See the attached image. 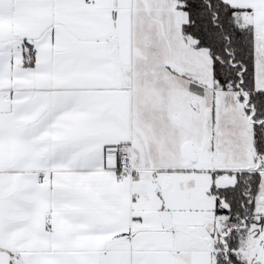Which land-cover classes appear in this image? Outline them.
I'll return each mask as SVG.
<instances>
[{
    "label": "snow or ice",
    "instance_id": "6c2138e0",
    "mask_svg": "<svg viewBox=\"0 0 264 264\" xmlns=\"http://www.w3.org/2000/svg\"><path fill=\"white\" fill-rule=\"evenodd\" d=\"M0 264H264V0H0Z\"/></svg>",
    "mask_w": 264,
    "mask_h": 264
}]
</instances>
